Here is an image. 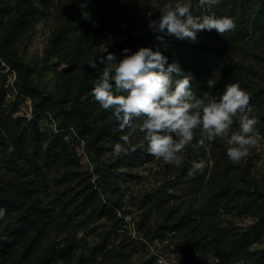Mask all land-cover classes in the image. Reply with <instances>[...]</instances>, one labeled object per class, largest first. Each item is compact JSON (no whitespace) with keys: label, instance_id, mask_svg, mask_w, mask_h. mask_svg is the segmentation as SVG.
Wrapping results in <instances>:
<instances>
[{"label":"rangeland","instance_id":"374dc122","mask_svg":"<svg viewBox=\"0 0 264 264\" xmlns=\"http://www.w3.org/2000/svg\"><path fill=\"white\" fill-rule=\"evenodd\" d=\"M152 1L156 15L163 4L157 6L160 0ZM77 6L78 0H0V188L17 178L16 168L32 169L29 177L39 181L41 186L34 188L41 187L42 194L40 200L30 202L29 211L36 204L50 213L44 220L51 218L61 227L65 225V231L52 233L42 246L54 240L56 250L62 249V256L68 258L50 261L49 252L41 254V247L34 250L36 259H30L25 250L28 241L12 243L3 252L4 240L11 238V230H6L10 226H5L3 218L0 264H79L82 259L90 264L99 260V264H146L151 260L157 264H191L192 254L183 252V241L168 242L136 231L142 224V213L150 208L154 211L163 197L173 200L187 194L198 185L199 176L191 166L185 167V160H191L185 149L181 164L166 163L155 156L148 159L147 153L138 151L122 157L138 144L134 138L139 130L130 143L123 144L120 153L114 151L122 132L116 119L94 121L90 116L89 100H94L91 87L98 77L89 69L100 72L99 64L93 68L92 61L109 52L108 44L116 48L124 44L125 35L106 31L100 53L93 57H87L91 46L84 42L80 50L85 58L73 65L71 54L59 55V42L52 48V37L61 28L67 38L73 36V25L79 27L83 20ZM121 14L129 15L123 10ZM65 113L75 119V125L63 120ZM237 128L235 120L231 130ZM256 139L249 154L238 162L251 160L255 166L252 173L258 176L264 164V131ZM57 155L68 158L71 164L64 165L55 158ZM201 159L204 167L198 173L209 165L205 156L198 157ZM79 191L83 192L77 194ZM85 195L92 200H86V207ZM103 204L112 210L103 214ZM4 207L8 219L25 213L11 201ZM255 219L245 214L233 217L239 225ZM101 246L103 255L93 252ZM69 248L71 252H67ZM217 260L211 256L202 264Z\"/></svg>","mask_w":264,"mask_h":264},{"label":"trees","instance_id":"16d2710c","mask_svg":"<svg viewBox=\"0 0 264 264\" xmlns=\"http://www.w3.org/2000/svg\"><path fill=\"white\" fill-rule=\"evenodd\" d=\"M166 2L167 0L157 1V6ZM153 3L152 0H78L77 8L83 16L82 23L79 27L73 25L71 38L66 37L62 28L58 29L52 37V48H57L55 46L59 42V55L71 54L72 64L75 65L81 58H85L80 50L84 42L91 46L87 57L100 53V45L106 40V31L125 35L124 44L118 48L114 44L107 45L109 52L118 57L124 48L135 51L140 46H159L169 57V62L177 60L184 70L193 74L191 86L198 97H203L205 93H219L223 91L225 84L239 82L250 96L249 114L259 117L260 123L256 127L259 132H263L264 0H222V3L211 9L194 6L193 12L196 15L214 11L217 15L235 18L233 29L223 34L214 29L201 30L194 43L172 35H165L163 40H157L158 33H152L146 25L147 15L152 13V18H155L161 9L158 8V14L155 15L152 12ZM122 10L129 14L128 17L121 14ZM25 27L26 23L23 28ZM89 29L91 34H88ZM99 68L101 71L97 73L95 69L89 70L93 76L98 77L103 65L99 64ZM208 79L217 81L213 89L208 87ZM93 101L89 100L91 107L88 110L94 121L115 120L111 110H104L98 102L95 101V104ZM63 120L75 125V119L67 113L64 114ZM125 132H122V135ZM135 140L138 144L131 147L122 157L138 151L147 153L148 159L153 158L154 155L147 151V142L142 132L136 134L134 142ZM205 144L209 145L208 149L204 145L198 150H193L191 146L185 148L188 158L191 159L189 162L185 160V167L190 168L191 161L198 160L202 155L209 161L205 171H194V174L199 176V183L196 181L198 185L173 200L163 197L155 205L154 211L150 208V211L141 214L142 224L136 232L143 236L152 233L153 237L168 242L174 239L183 241V252L192 254L191 264H202L211 256L218 258L211 264H264V164L261 175L256 176L252 173L255 166L251 160L246 159L242 163L228 158L225 137H217L216 140L206 141ZM55 158L64 165L71 164L68 158L59 155ZM15 170L18 172L17 178L11 179L0 188V203L4 207L11 201L23 207L25 213L18 214L14 219L3 217L6 219L5 226H10L6 230H11V238L4 240L3 252L12 243L28 241L25 250L28 251L30 259H36L34 250L38 251L43 247L41 254L49 252L50 261L61 260L63 257L68 260L66 256H62V249L56 250L58 247L54 240L42 246L44 240L49 239L52 233L65 231V225L61 227L51 218L49 221L44 220L50 213H46V209L36 204L33 205L32 211H29L30 202L40 200L42 189H35L34 186L41 184L35 177H29L31 168L28 167L26 171L20 168ZM79 192L77 194L83 191ZM84 198L86 207V200H91V196L85 195ZM102 208L103 214L112 210L106 204H103ZM244 214L255 216V221L248 225H239L233 220V217ZM226 215H230L231 219H227ZM3 218H0V221ZM254 244L259 246L255 247ZM65 246L67 248V243ZM103 250L101 246L93 249V252L103 255ZM67 252H71V248ZM41 258L42 256H39V260ZM78 263L90 264L87 259ZM99 263L100 260L96 262ZM146 264L157 263L151 260Z\"/></svg>","mask_w":264,"mask_h":264},{"label":"clouds","instance_id":"9594fccd","mask_svg":"<svg viewBox=\"0 0 264 264\" xmlns=\"http://www.w3.org/2000/svg\"><path fill=\"white\" fill-rule=\"evenodd\" d=\"M220 3L222 0H195V5L194 0H167L158 16L147 15V28L158 33L157 40L172 35L193 43L201 30L223 34L235 27L234 17L193 12L194 6L211 9ZM98 64L103 70L91 89L92 97L102 109L111 110L121 132L127 130L114 144L116 153L131 142L137 130L144 134L149 153L172 164L184 161L182 151L187 146L198 150L217 137H228L226 155L232 161L247 156L257 143L260 120L249 114L250 96L239 82L198 97L191 86L193 74L177 60L169 62L159 46H140L135 51L124 48L119 57L107 52L99 61H92L93 68ZM216 84V80H207L209 88ZM237 119L238 128L232 131ZM203 167L202 159L191 161L192 171ZM5 214L6 209L0 207V218Z\"/></svg>","mask_w":264,"mask_h":264}]
</instances>
